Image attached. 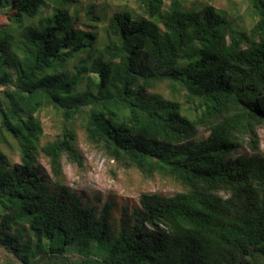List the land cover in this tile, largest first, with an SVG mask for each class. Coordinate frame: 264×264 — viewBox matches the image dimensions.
I'll return each mask as SVG.
<instances>
[{
  "label": "trees",
  "instance_id": "16d2710c",
  "mask_svg": "<svg viewBox=\"0 0 264 264\" xmlns=\"http://www.w3.org/2000/svg\"><path fill=\"white\" fill-rule=\"evenodd\" d=\"M209 1L0 0V264H264V0ZM81 142L178 192L81 196Z\"/></svg>",
  "mask_w": 264,
  "mask_h": 264
},
{
  "label": "rangeland",
  "instance_id": "374dc122",
  "mask_svg": "<svg viewBox=\"0 0 264 264\" xmlns=\"http://www.w3.org/2000/svg\"><path fill=\"white\" fill-rule=\"evenodd\" d=\"M204 1L207 2V0ZM214 1V3L209 1V4L227 9L226 0ZM42 119L46 134H53L55 125L53 117L51 115H44ZM198 137L203 139L206 137V133L200 131ZM258 137L260 141V152H264V128L258 130ZM80 148L86 159L85 168L80 170L65 161L64 172L67 184L85 198L100 197L105 202L108 197H112L117 201L137 204L143 193H160L169 197L178 192L175 187L162 181L158 177L154 180H144L135 171L124 172L117 170L114 168L113 163L109 162L103 154L88 148L82 142L80 143ZM251 153L252 151L248 147H244L233 155L234 157H238ZM39 161L41 166L49 171L47 161L43 158Z\"/></svg>",
  "mask_w": 264,
  "mask_h": 264
}]
</instances>
